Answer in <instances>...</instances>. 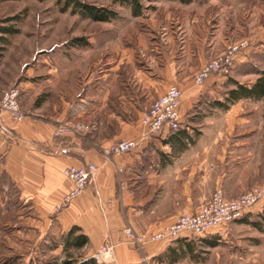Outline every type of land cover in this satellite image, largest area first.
<instances>
[{
	"label": "crops",
	"instance_id": "1",
	"mask_svg": "<svg viewBox=\"0 0 264 264\" xmlns=\"http://www.w3.org/2000/svg\"><path fill=\"white\" fill-rule=\"evenodd\" d=\"M260 1L262 4L251 10L254 16L250 22L227 19L226 5L210 2L202 11L176 10V15L184 16L185 12L192 19L186 23L177 19L172 33L161 37L162 54L154 52L153 57L142 52L146 62H140L133 72L119 61L99 69L101 77L90 83L86 108L76 115V105L66 100L64 88L52 99L56 89L41 82L19 75L7 76L6 82L0 78V93L8 83L17 85L26 111L20 121L0 111V232L15 238V248L28 249L41 240L60 237L49 250L61 249L66 232L76 227L74 234L83 233L88 238L80 246L86 256L109 243L119 264H243L258 259L264 231L247 220L262 210L264 194L251 209L203 235L183 233L174 239L148 241L138 248L127 240L123 227L128 224L136 232L155 231L179 214L194 211L216 187L233 196L264 183L258 181L264 143H260L257 125L247 115L219 113L215 108L225 101L227 109H232L234 103L251 98L230 101L219 96L216 100L221 104L214 103L201 113L198 103L203 104L204 96L221 84L209 81L210 77L202 85L192 79L182 84L178 129L166 127L158 134H146L139 123L146 108V99L140 101L141 91L146 97L154 75L168 74L161 82L163 90L173 82L172 75H192L228 40L243 33L249 35L251 46L250 51L237 53V66L264 49V0ZM215 7L222 9L220 15L209 19ZM0 39L7 41L4 35ZM156 43L150 44L152 50ZM129 73L135 76H127ZM131 83L133 87H129ZM225 85L226 91L234 87ZM71 114L96 122V128L89 132L94 139L84 133L53 135L58 121ZM119 138L136 139L138 144L121 155L104 158L101 147ZM89 162L96 166L89 184L67 206L56 210V203L72 184L63 168Z\"/></svg>",
	"mask_w": 264,
	"mask_h": 264
},
{
	"label": "rangeland",
	"instance_id": "2",
	"mask_svg": "<svg viewBox=\"0 0 264 264\" xmlns=\"http://www.w3.org/2000/svg\"><path fill=\"white\" fill-rule=\"evenodd\" d=\"M83 1L94 3L95 5L106 6L111 9L115 15L104 21L93 20L81 14L73 5L65 7L64 0H0V27H8V30L0 28V35H4L7 39V41L0 39V78L6 82L7 76L19 75L20 77L41 82L46 86L56 89V92L54 91L51 93L52 99L57 98L58 90L61 91L64 88L62 93L65 94L66 100L70 101V104L76 105H71L74 107L75 115L81 113L84 108H86L84 105L87 104V99H89V94H91L89 89L90 83H92L97 76L101 77V75L97 73L99 72V74H101L100 71H98L99 69L110 64L114 65L119 61L121 66L126 65V67L133 72L135 66L140 65V62H142L141 64L146 62L144 56H142V52H146L147 55L150 54L153 57H155L154 52L161 51L159 55L162 54L165 48L163 46L164 40L161 37L168 33H172V30L176 28L177 19L183 23H186L187 19H192L188 17L185 12L183 13L184 16L180 14L176 15V10L181 12V10L186 11L187 9L194 8V10L202 11L203 6L210 2L220 7L226 5L225 12L227 14V19H242L244 22H250L252 16H254V14L251 15L252 8L262 4L260 0H138L141 11L139 14H134L131 5L127 2L113 0ZM173 7H175V9ZM220 10L222 9L219 8L218 10V7L211 8L210 12L212 11V13L209 19H216V16L220 15ZM196 18L197 17H195V19ZM248 36L247 33H243L241 36L237 37H247L249 39V45L240 52H244L247 49V52L250 51L251 42ZM78 37L80 38L79 40ZM151 37L153 38L150 39ZM237 38H232L230 40ZM154 39H161V41H156V43ZM153 42L156 43L157 46L154 50L150 48L152 46L150 44ZM247 58L248 59L244 63L238 66V62L235 60L234 66L228 74L211 73L208 76L210 77L209 81H218L221 84L214 92H210V94L208 93L204 96V106L201 102L198 103L202 106V109L199 110L201 113H205L210 109L209 107H214V103L218 101L216 100L217 97L221 96L222 99H224V97L226 98V96H224V93H226L225 83L235 86L234 81H237L246 85H251L261 71H264V49L254 55L253 58H251V55ZM194 74L195 73L192 75L181 73L172 75L173 82L169 83L163 90L160 89L161 82L164 81L168 74L166 76L154 75L155 82L153 84H148L146 88L148 94L146 97H142L141 91L140 101L142 102L146 99L145 103L146 107H148L153 100L165 92L170 85L174 84L182 89L183 95L184 88L182 84L189 82L190 79L193 80ZM127 76L133 77L135 74L129 73ZM214 76L222 78H213ZM193 83L195 82L193 81ZM203 83L196 84L202 85ZM11 86L18 88L17 85L8 83L4 85L3 89ZM116 87L123 88V84L116 83ZM129 87H133L132 83ZM250 98L251 99H244L234 103L232 109H230V106L229 109H227L228 104L226 105L225 101L222 102L224 103L223 106L218 105L215 106V108H219V113L232 112L234 114L247 115L252 123L257 125L260 131V143L262 142L263 144L264 96ZM65 121H81L84 124L94 126V128L89 131L82 132L88 139H94V137L92 138L89 135V132H92L96 128L95 121L87 122L79 118V116L78 118H74L73 114H71L68 118L58 121L55 128L60 122ZM80 134L81 132L78 133V135ZM55 136L59 137L62 135ZM262 148H260L259 163L261 169L258 181H264V147ZM118 171L120 172V169ZM118 180L122 182V179L119 177ZM254 185H264V183ZM120 187L124 188V183H120ZM60 200L55 205L56 210H60L57 209V204ZM253 205L248 208L251 209ZM127 225L128 224L123 227V230ZM59 238L60 237H55L54 239H50L51 243L41 240L39 244L32 245L28 249H17L14 247L15 238L10 234L4 236L3 233L0 232V264H27L30 261L37 262L38 264H63L65 259L70 261V264H76L89 258L92 259L91 264H97L92 254L98 249L89 256H86L82 250H80V247H75L71 244L67 245V243H65L61 249L49 250L51 245L53 246ZM259 241L258 259L246 261V263L243 262V264H264V239L260 238ZM104 244L110 245L109 243H103L102 245ZM110 246L112 248V245ZM102 264L119 263L115 261L114 258L113 261H105Z\"/></svg>",
	"mask_w": 264,
	"mask_h": 264
},
{
	"label": "built area",
	"instance_id": "3",
	"mask_svg": "<svg viewBox=\"0 0 264 264\" xmlns=\"http://www.w3.org/2000/svg\"><path fill=\"white\" fill-rule=\"evenodd\" d=\"M249 45L247 37H240L229 40L223 50L207 61H205L193 76V81L201 84L211 73L228 74L235 63L237 53ZM182 96V89L178 85H170L165 92L160 94L151 104L142 110L140 123L146 134H158L166 127L177 129L180 125L179 105ZM7 111L11 117L20 121L26 116V111L21 107L19 101V90L15 86L7 87L0 93V111ZM94 128L92 125L84 124L81 121L60 122L54 135H74L89 131ZM136 139H119L103 146L101 152L104 158L118 156L127 152L137 145ZM96 166L89 162L86 165H68L63 169L65 175L71 179L72 185L64 193L57 209H61L72 201L78 193L85 188ZM264 194V185H254L251 188L227 196L220 187L216 188L211 197L200 204L194 211L179 214L174 221L162 225L155 231L136 232L127 225L124 228L127 240L138 248H141L148 241H161L174 239L183 233L190 235H203L209 228L223 225L239 217L248 207L256 203ZM92 257L97 264L105 261H113L112 248L110 245H102Z\"/></svg>",
	"mask_w": 264,
	"mask_h": 264
},
{
	"label": "trees",
	"instance_id": "4",
	"mask_svg": "<svg viewBox=\"0 0 264 264\" xmlns=\"http://www.w3.org/2000/svg\"><path fill=\"white\" fill-rule=\"evenodd\" d=\"M113 1H119V2H127L131 5L132 12L134 14H139L140 4L138 0H113ZM64 5L69 6L73 5L74 8L78 9V11L87 16L92 18L93 20H108L110 17L114 16L115 13L103 5H95L94 3L85 2L83 0H64ZM3 30H8V27H0ZM80 38L78 37V40ZM235 86L229 88L226 93V99L233 101L237 100L241 97H253V98H259L264 96V71H261L259 76L256 78V80L251 85H246L237 81H234ZM221 101H216V103H220ZM221 104V103H220ZM224 104V103H223ZM226 104V103H225ZM247 222L258 228L260 231H264V204L262 207V210L252 219H248ZM76 227H71L65 234L64 242L68 244H71L75 247H80L84 245L88 238L83 233H77L74 234V230ZM92 259H86L82 260L76 264H91ZM27 264H38L37 262L30 261ZM63 264H70V261L65 259L63 261Z\"/></svg>",
	"mask_w": 264,
	"mask_h": 264
}]
</instances>
